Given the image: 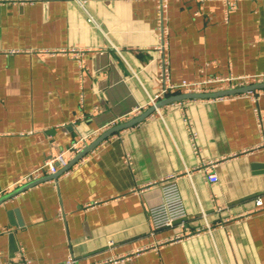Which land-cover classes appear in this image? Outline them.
<instances>
[{
	"label": "crops",
	"instance_id": "crops-1",
	"mask_svg": "<svg viewBox=\"0 0 264 264\" xmlns=\"http://www.w3.org/2000/svg\"><path fill=\"white\" fill-rule=\"evenodd\" d=\"M159 1L0 0V191L150 106ZM227 1L166 0L173 83L264 70V0ZM173 182L185 213L155 229ZM20 247L31 264H264V89L171 102L3 200L0 264Z\"/></svg>",
	"mask_w": 264,
	"mask_h": 264
},
{
	"label": "built area",
	"instance_id": "built-area-1",
	"mask_svg": "<svg viewBox=\"0 0 264 264\" xmlns=\"http://www.w3.org/2000/svg\"><path fill=\"white\" fill-rule=\"evenodd\" d=\"M236 5V0H228L227 1V12L234 8ZM165 8H166V0H160L157 9V31L159 34V43L156 46V50L160 52V59H159V68L161 69L158 76V91L150 96L149 98V105L155 104V102L163 97L170 95L171 93L177 92H187V91H197V92H204V91H215V90H222L224 88H237L239 86L249 85L256 82H264V70L260 73H256L255 75H238L235 76H228V77H214L209 78L204 81L205 84H214L217 85L214 88L208 87H201L203 85H199L197 83H190V82H181V83H173L170 79L171 77V69L169 68V52L168 50V29L166 27V17H165ZM72 56L78 58L79 60V68L82 71L84 66V59H83V50H79L76 48H72L66 50ZM56 53V50L41 51V53ZM65 52V51H64ZM83 72V71H82ZM83 76V73L80 74ZM146 109V106H142L141 108H137L135 112L141 111L142 109ZM148 108V107H147ZM261 115L258 113V117ZM124 118H128V115L119 116L113 122L119 123L123 122ZM261 118V117H260ZM97 134V131L93 133H88L85 135H81L76 141H74L68 149L62 150L58 154L51 155L49 159L37 170L32 173L26 175L22 181H20V185L22 183H27L38 179L42 176V171H47V173L52 174L57 172L59 167H65L69 161L75 156L78 152H80L86 145L89 143V140ZM193 137V144L196 140L197 136L192 133ZM194 152L199 153V149L197 144H194ZM216 162L207 161L203 164V170L206 173V179L210 182H217L219 180V176L213 168L215 167ZM175 176L172 175L171 179ZM165 200L164 202L156 207L153 211H151V220L152 224H154L155 229L172 225L175 218L181 217L184 215L185 210L184 206L182 205V201L180 198V192L177 188L175 182L171 184H167L165 186ZM4 191H0V198L3 196ZM255 204L257 206L263 205L262 198L259 196L255 199ZM16 256L19 259L20 264H31L29 259L25 255V251L22 247L16 253ZM66 264H77L76 260L72 257L66 260Z\"/></svg>",
	"mask_w": 264,
	"mask_h": 264
},
{
	"label": "water",
	"instance_id": "water-1",
	"mask_svg": "<svg viewBox=\"0 0 264 264\" xmlns=\"http://www.w3.org/2000/svg\"><path fill=\"white\" fill-rule=\"evenodd\" d=\"M258 89H264V82H256L249 85L239 86L237 88H224L222 90H215V91H204V92H197V91H187V92H177V93H171L170 95L163 97L155 102V104L149 106L146 110L141 112L140 114L136 115L135 117H132L124 122H119V124H116L105 131L102 132L98 137L95 138L92 142L88 143L85 148H83L80 152H78L72 160L69 161V163L63 167L61 170L52 173L51 176L47 177H40L38 179H35L33 181L24 183L22 185H19L17 188H14L4 194L0 198V203L8 199L14 195H17L18 192L31 187L35 185L36 183L43 181L45 179H49L52 177L58 176L60 173L64 172L65 170L69 169L70 166H72L74 163H76L78 160L83 158V156L90 150L94 149L98 144H100L104 138L107 136L113 134L114 132H118L121 129L128 128L131 126L136 125L138 122H141L143 119L148 117L150 114L153 113L156 109H159L165 105L170 104L171 102L176 101H182L187 99H205V98H217L222 97L225 95H234L239 94L242 92H254L256 94Z\"/></svg>",
	"mask_w": 264,
	"mask_h": 264
}]
</instances>
